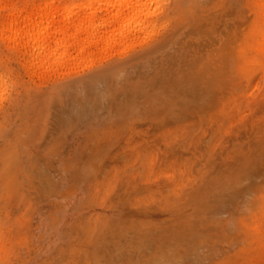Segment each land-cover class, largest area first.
Listing matches in <instances>:
<instances>
[{"label": "rangeland", "instance_id": "374dc122", "mask_svg": "<svg viewBox=\"0 0 264 264\" xmlns=\"http://www.w3.org/2000/svg\"><path fill=\"white\" fill-rule=\"evenodd\" d=\"M50 1L88 3L0 0V264H264V0H164L54 73L3 35Z\"/></svg>", "mask_w": 264, "mask_h": 264}, {"label": "bare ground", "instance_id": "6f19581e", "mask_svg": "<svg viewBox=\"0 0 264 264\" xmlns=\"http://www.w3.org/2000/svg\"><path fill=\"white\" fill-rule=\"evenodd\" d=\"M84 1H87L88 3L80 1V4L61 8L60 12L66 11V13L64 12L65 14L62 16L55 14L54 10L59 11V9L58 6L56 7V9H54L56 5L52 1H50L49 3L48 2L45 3V6L43 8L31 4L30 5L32 9L31 13L26 14V16L23 17H20L19 14H12L11 18L7 19L3 35L11 41L14 42L18 41L21 47H25L26 49L28 48L29 62L31 63V65H34L36 68L38 67L39 69L47 72L53 71L54 73V71L55 70L58 71V69L62 66V64H64V62L67 60V58L70 57V56L68 57V54L70 55V53L68 52L70 48H72L76 52L75 53L76 57H74V59L80 58L81 60L86 61L91 58L90 55H93L91 53H93L92 51H94L93 48L95 46H97V49H99L98 47H100L101 53L102 52L105 53L106 51L111 50V48H115L118 46L124 47L125 49V47L132 42L134 33L137 31V29L139 28L142 29L144 27L148 31L154 32L153 31L155 30L154 26H158V24L155 25L154 21L153 24L151 19L152 17H154L153 15H155L156 13L160 14V9H161V13H163V16L159 18L162 24L160 25L164 26L168 20L167 15L164 13L163 10L165 6L161 7V5H163L162 2L164 0H91V2L90 0H84ZM82 3L83 5L84 3L86 5L83 6ZM83 9L84 10L86 9V12L82 11ZM81 11L84 13H82ZM258 23L259 24L253 26L248 37L247 59H249V62L251 64L255 62L261 64L262 62H264V7H263V12L259 16ZM158 28L160 27L159 26L156 27V30H158ZM208 38L210 39V37ZM230 38L231 39H227V41L230 40L233 41L230 44L228 43V45H230L229 49H228V45H226L227 43H223L222 45V47L226 45L228 52H226L227 51L226 47L223 48H224V53L227 55L222 54L223 52L221 53V51L223 50L221 49V47H220L221 49L220 53L225 57V59L234 60L235 48H236L235 42L237 40L235 41L236 36ZM176 42L178 43L179 40ZM214 43L216 44V42ZM209 44L211 46V43ZM220 49L217 48L216 50H218L219 52ZM177 50H179V48ZM216 50H212L211 52ZM216 53L217 51L215 52V54ZM149 54L151 53L149 52ZM72 57L70 58L72 59ZM173 59L174 58H172V60ZM70 61H68L69 64ZM74 61H76V59ZM223 63H225V61ZM228 65L230 64L228 63ZM38 68L37 70H39ZM206 69L207 68H205V70ZM109 73H111V71ZM217 76L219 75L217 74ZM87 83L89 84L88 80ZM3 84L4 82L0 78V86ZM45 102L46 101H43L44 104ZM50 102L51 101L48 102V106ZM50 105L52 106V104ZM48 108H50V106L45 109L48 110ZM2 115H3L2 118H5L7 112H4ZM1 123H3V121Z\"/></svg>", "mask_w": 264, "mask_h": 264}]
</instances>
